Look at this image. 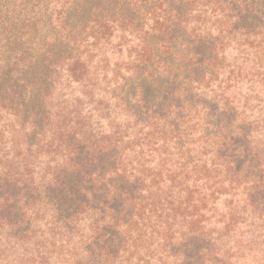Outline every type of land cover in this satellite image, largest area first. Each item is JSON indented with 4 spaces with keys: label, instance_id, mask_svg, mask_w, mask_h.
<instances>
[{
    "label": "trees",
    "instance_id": "1",
    "mask_svg": "<svg viewBox=\"0 0 264 264\" xmlns=\"http://www.w3.org/2000/svg\"><path fill=\"white\" fill-rule=\"evenodd\" d=\"M25 1L0 0V264H264V0Z\"/></svg>",
    "mask_w": 264,
    "mask_h": 264
},
{
    "label": "rangeland",
    "instance_id": "2",
    "mask_svg": "<svg viewBox=\"0 0 264 264\" xmlns=\"http://www.w3.org/2000/svg\"><path fill=\"white\" fill-rule=\"evenodd\" d=\"M70 1H71V0H58V1L55 0L54 2L57 3V4H56V7H54V13H56V12H60L61 9H62V6H65V4L68 3V2H70ZM28 2H31V1H30V0H26V1L24 2V3H26V4H25V8H26L27 11L33 9L34 6H37V5H38V7H39V10L43 8V7H40V5H39V2H40V1H39V0H38V1H34L33 3H31V4L33 5L32 8H30L31 6H30V7L27 6V5L29 4ZM25 13H26V12H25ZM36 13H38V12H36ZM53 27H57V25L54 24ZM48 28H49V25H47V30H48ZM22 29H23V30L25 29L24 26H21V27H19V28L16 29V37H17V40L9 44V45H10V46H9V49H11V52H10V50H7V51H9V52L6 53L8 56H11V58H13V59H12L13 62H15L16 52H17L18 50L25 51V52L30 51V50H31V47L34 45V42H35V40H36V33H37L36 28H33V29L31 30V31H32V37H31L30 40H29V39H26V37L21 38L19 32H20V30H22ZM40 33H41V34H40V39H39L38 42H41V43L44 44V41H45L46 39H41L42 31H41ZM14 44H16V45L18 46V50L13 54ZM43 44H41V45H43ZM57 45H58V48H56V52H57V54H58L59 51H60V47H59V44H57ZM32 50H33V49H32ZM32 50H31V53L27 55L28 57H31V56H32V53H35V52H36L35 50H33V51H32ZM23 62H24V61H23ZM25 63H26V62H25ZM26 64H27V63H26ZM43 69H44V61H43V58L41 57V58H39L38 62H37L33 67H31V71L40 72V71H42ZM43 72H46V71H43ZM35 74H36V73L27 72L26 75H27V77H28L29 79L34 80V79H33V76H34ZM37 78H40V76H38ZM33 83H34V86H38V85H37V79H36L35 82H33ZM144 88H145L146 92L148 93V95H151V94H152V92H153V88H152V86H151L150 84H146ZM32 90L35 91V90H37V89H36L35 87H33ZM153 95H154V94H153ZM153 95H152V96H153ZM149 97L151 98V96H149ZM17 139H22V136L17 137ZM24 186H25V184H24Z\"/></svg>",
    "mask_w": 264,
    "mask_h": 264
}]
</instances>
